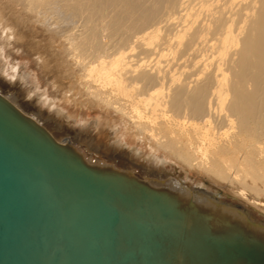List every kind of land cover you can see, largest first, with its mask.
Instances as JSON below:
<instances>
[{"label":"bare ground","instance_id":"1","mask_svg":"<svg viewBox=\"0 0 264 264\" xmlns=\"http://www.w3.org/2000/svg\"><path fill=\"white\" fill-rule=\"evenodd\" d=\"M15 52L32 56L51 94L37 77L24 80V65L6 66ZM0 92L93 165L167 189L216 230L235 224L264 237L239 205L161 167L193 166L264 207V0H0ZM63 98L102 110L76 121Z\"/></svg>","mask_w":264,"mask_h":264},{"label":"water","instance_id":"2","mask_svg":"<svg viewBox=\"0 0 264 264\" xmlns=\"http://www.w3.org/2000/svg\"><path fill=\"white\" fill-rule=\"evenodd\" d=\"M210 219L93 165L0 92V264H264V237Z\"/></svg>","mask_w":264,"mask_h":264},{"label":"rangeland","instance_id":"3","mask_svg":"<svg viewBox=\"0 0 264 264\" xmlns=\"http://www.w3.org/2000/svg\"><path fill=\"white\" fill-rule=\"evenodd\" d=\"M55 16V14H53ZM57 15V14H56ZM64 14L61 13V16H63ZM69 15V14H68ZM68 15H64L67 18H70ZM63 16V17H64ZM57 17V16H55ZM68 21L71 20H64L65 23H67ZM13 54V53H12ZM7 55L6 57H4V62H6V66L7 64H14V63H18L21 65H24L30 72H27L24 76V80L25 78L28 79L30 78V75L33 76V78H38L39 83L43 86V89H47V92L49 91V93L51 94V89L49 88L50 86H46V82L44 81V78L42 76L41 70L38 66H36L35 61L33 60L32 56L26 53H19V52H15L14 55ZM33 73V74H32ZM5 76V75H3ZM5 79H8L7 76L4 77ZM35 85L39 86V84L36 82ZM25 85L21 88H23V90L21 89L20 91H18L19 93L24 95V99H27L28 97V91H27V87L25 90ZM22 98V96H21ZM61 103V107L69 109V112L71 114H73L76 117V121H79L81 119V117L87 116L89 119H91V121L97 120V116L100 115V111L102 110L101 108L98 107H89L87 105H79L75 102H73L70 99H66L63 98L60 101ZM36 107H39V109L46 111V113H48L49 115H54L56 112L52 111L49 109V107H47V105H39L37 104ZM63 112L60 113L59 117L62 119H64V121L66 120V118H63L62 115ZM102 113H104L105 115H110L107 111L103 110ZM114 118H116L118 121H121V118H119V116L117 115H111ZM65 122H68L67 120ZM45 123V122H44ZM72 125L71 128L72 129H77L79 128L80 125L78 124H70ZM88 130L90 132V135L93 137H98L97 131L96 130H92L91 127H88ZM62 131V135L63 130ZM54 132V131H53ZM130 135L133 137V139L138 142L140 145H142L144 148H146L148 151L151 150L150 145L148 144V141L146 138L144 137H138L135 136L132 132L130 133ZM102 136L104 137L105 135L102 134ZM117 145V144H116ZM118 147V146H117ZM121 148L122 147H118ZM162 153H166L164 150L161 149ZM136 158H138L139 161L138 164H151L153 166H156V164H154L153 161H151L148 158H145L144 156H136ZM144 161V163H143ZM146 164V165H147ZM163 169H165L172 177L175 176L177 177L180 182L187 187L188 189L191 190H203L205 192L210 193L211 195L217 194L219 196L218 199L222 200L225 203H228L229 205H233V207H235V205H239L241 206L242 210L241 211H245V214H251L254 216V218H251L252 221L254 222H258L264 225V207L262 205H257V204H253V202H250L247 198L241 196V195H235L233 190L228 188L225 185H221L220 184V180L216 177V176H210L208 174H205L204 172L199 171L198 169L193 168V166H186L184 164H180L179 162H173L171 163V161H169L166 165L161 166ZM248 201H247V200ZM241 204V205H240ZM257 205V206H256ZM260 206V208L258 207ZM235 209L240 210L239 208L235 207Z\"/></svg>","mask_w":264,"mask_h":264}]
</instances>
